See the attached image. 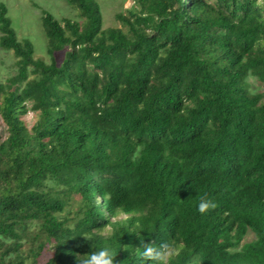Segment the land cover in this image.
I'll return each instance as SVG.
<instances>
[{
	"label": "trees",
	"instance_id": "16d2710c",
	"mask_svg": "<svg viewBox=\"0 0 264 264\" xmlns=\"http://www.w3.org/2000/svg\"><path fill=\"white\" fill-rule=\"evenodd\" d=\"M65 1L77 19L42 11L50 63L0 3V264H141L140 237L166 264H264V0H129L107 29Z\"/></svg>",
	"mask_w": 264,
	"mask_h": 264
},
{
	"label": "rangeland",
	"instance_id": "374dc122",
	"mask_svg": "<svg viewBox=\"0 0 264 264\" xmlns=\"http://www.w3.org/2000/svg\"><path fill=\"white\" fill-rule=\"evenodd\" d=\"M101 5L104 29L116 27L115 16L125 9L132 6L131 1L125 0H97ZM8 8V17L12 21V27L16 31L18 40H29L33 44L36 59L50 63L47 55V39L42 26V11L51 14L57 20L77 19V11L70 6L65 0H0ZM125 5H128L125 7ZM1 37V32H0ZM62 60V54H57V61ZM16 59L12 52H6L0 49V82H4L16 74ZM251 90L261 92L263 84L257 79L250 78ZM31 113V112H30ZM33 118H29V113L23 117L26 126L30 129L35 121L36 114L32 113ZM0 133L5 134V126L0 120ZM72 212L76 211L75 204L71 208ZM252 236L248 238V241Z\"/></svg>",
	"mask_w": 264,
	"mask_h": 264
},
{
	"label": "clouds",
	"instance_id": "9594fccd",
	"mask_svg": "<svg viewBox=\"0 0 264 264\" xmlns=\"http://www.w3.org/2000/svg\"><path fill=\"white\" fill-rule=\"evenodd\" d=\"M128 5H125L127 7ZM29 118H33L32 113H29ZM38 119V117H35ZM215 207L214 201L207 199L206 197H201L199 202L196 204V211L198 213L204 214L210 209ZM136 235L140 237V231L136 232ZM87 237L90 241L92 237L90 235H83ZM142 242V251L140 252L141 264H144V261H148L149 264H166V261L171 259L176 254L175 245L163 241L160 244L153 243H143ZM117 252L113 250L112 247L107 245H102L91 250L82 255V257H76V264H114V257Z\"/></svg>",
	"mask_w": 264,
	"mask_h": 264
}]
</instances>
